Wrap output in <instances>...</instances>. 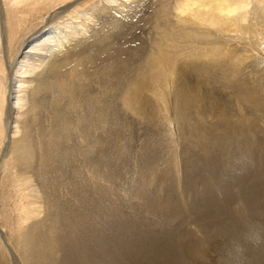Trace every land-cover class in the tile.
Masks as SVG:
<instances>
[{
	"label": "bare ground",
	"instance_id": "obj_1",
	"mask_svg": "<svg viewBox=\"0 0 264 264\" xmlns=\"http://www.w3.org/2000/svg\"><path fill=\"white\" fill-rule=\"evenodd\" d=\"M163 1L0 0L6 64V70L0 68V121L8 112L6 129L0 126L1 154L10 150L15 167L28 168L35 150L30 133L44 98L53 116L49 119L55 122L53 136L62 134L64 143L73 142L70 152L95 163L99 138L109 132L100 126L107 90L125 121L179 120L191 112L200 122L218 123L211 121V135L195 134L202 145L217 136L249 132L264 116V0ZM144 21L152 27L145 33L144 55L133 63L129 49L141 40L137 29ZM43 44L48 45L43 49ZM128 66L132 70L123 73ZM119 70L122 77L117 76ZM110 76L117 80H106ZM212 85L231 90L238 113L233 115L208 96L204 90ZM5 131L8 140L3 139ZM83 174L80 182L70 183L81 203L95 198L98 187L94 170ZM21 195L25 200L16 204L15 219L6 206L0 211V264H71L61 237L65 230L46 226L32 196Z\"/></svg>",
	"mask_w": 264,
	"mask_h": 264
},
{
	"label": "rangeland",
	"instance_id": "obj_2",
	"mask_svg": "<svg viewBox=\"0 0 264 264\" xmlns=\"http://www.w3.org/2000/svg\"><path fill=\"white\" fill-rule=\"evenodd\" d=\"M151 27L148 21L138 27L142 37L132 42L136 47L129 49L130 60L144 55L145 33ZM2 45L0 37V68L6 70ZM130 70H119L117 76ZM0 78L4 80V74ZM209 90L204 91L216 103L238 113L231 90L221 85ZM106 92L108 106L100 126L109 132L99 138L95 163L70 152L73 142L64 143L62 134L53 136L55 122L43 98L30 133L35 150L28 168L15 167L12 152L0 150V211L6 206L15 219L21 194L32 196L46 226L65 230L61 237L65 236V258L71 264H264V116L249 126V132L217 136L202 145L195 134L211 135L213 120L200 122L188 112L179 120L125 121L112 93ZM165 96L170 105L171 96ZM245 112L255 114L251 108ZM7 113L0 121L3 130ZM3 137L9 139L6 131ZM93 170L98 182L95 198L81 203L71 184Z\"/></svg>",
	"mask_w": 264,
	"mask_h": 264
}]
</instances>
